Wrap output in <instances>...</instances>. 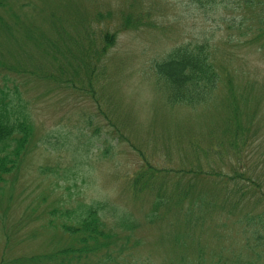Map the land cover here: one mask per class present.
<instances>
[{"label":"rangeland","instance_id":"1","mask_svg":"<svg viewBox=\"0 0 264 264\" xmlns=\"http://www.w3.org/2000/svg\"><path fill=\"white\" fill-rule=\"evenodd\" d=\"M204 4L0 0V86L26 103L34 127L19 168L0 181V264H29L67 245L62 227L76 221L66 211L94 203L112 208L102 213L118 233L107 250L118 258L109 264H264L263 249L247 248L253 227L244 220L264 214V49L246 30L259 21L255 10ZM107 33L116 40L104 53ZM204 43L220 85L207 102L171 106L154 64ZM91 72L93 83L83 79ZM244 95L250 102L238 100L233 116L231 103ZM145 159L161 170L169 206L133 188L146 175ZM193 168L220 175L174 173ZM234 171V182L222 175ZM245 177L259 186L246 187ZM121 216L133 225L123 227ZM262 228L264 221L254 227Z\"/></svg>","mask_w":264,"mask_h":264},{"label":"trees","instance_id":"2","mask_svg":"<svg viewBox=\"0 0 264 264\" xmlns=\"http://www.w3.org/2000/svg\"><path fill=\"white\" fill-rule=\"evenodd\" d=\"M196 5L197 3L205 7L210 6L211 9H215L219 6L238 5L248 10H255V18L258 19L259 24L256 28L254 25L246 27V30H251V33L256 35L262 42V48L264 49V0H192ZM129 18V17H128ZM2 16L0 13V22H2ZM129 22V21H128ZM139 22H143L139 19ZM245 25L242 23V28ZM254 29V30H253ZM105 44L103 52L106 53L115 44L116 35L106 34ZM209 45L197 44L183 45L172 50L162 61H158L154 64V74L158 77L159 81L165 86L167 92V100L171 106L178 104H185L188 106H197L202 102H207L216 92L218 85L221 83V74L215 67V62L212 59L211 52L208 50ZM78 64H82L87 61L81 56H74ZM54 60L61 62L60 59L54 57ZM90 62V61H89ZM70 65H72L69 62ZM83 66V65H82ZM92 72L83 79H88L90 83H93V78L90 77ZM57 75L52 74V78ZM61 78L60 76H57ZM57 81L59 79L57 78ZM66 84V82H62ZM68 86L78 87L77 83H73L71 80H67ZM250 97L247 95L240 96L238 99L234 98V102L231 103L233 116L239 113L240 106L238 100L244 102H250ZM26 103L22 101L20 96L12 90L4 89L0 86V181L4 180L5 176L13 174L20 166V163L25 157V153L30 150L31 142L34 136V127L30 121V116L26 112ZM240 132V127L237 126L235 130V137L232 144L237 146L236 136ZM244 142V141H243ZM144 162V169L146 175L142 179L134 182L133 188L137 191L150 190L158 194L157 201L162 206H169L170 202L166 201L163 197L161 190L158 187L157 180L161 176V170L156 166L150 165V163ZM185 172L186 174L199 176V175H211L213 177L219 176L218 173L201 172L198 168L191 170L180 169L174 170L176 176H180ZM227 177L228 181H235L237 179V173L234 171L232 175L222 174ZM145 178V179H144ZM243 181L246 183V187L253 189L258 187V183L249 177H245ZM166 183V182H164ZM227 182L224 181V184ZM228 185V184H226ZM242 195V200L247 197L248 190ZM188 191L183 189V197H189ZM227 193L233 198L235 191H232L231 186L227 187ZM177 196V195H176ZM264 197V196H263ZM261 197V199L263 198ZM234 205H238L240 200L233 202ZM110 205V204H109ZM104 203H94L91 205L79 204L77 209L67 210V216L74 218L76 221L74 224L64 225L62 232L72 238V241L59 249H53L52 252L47 253L44 256L37 255L36 257L29 259V264H87V262L97 257L102 264H109L113 261H117L118 257L113 256L114 251L108 252V248L112 245V240L118 238V233L114 226H110L102 216L105 210L112 211V208ZM233 205V206H234ZM161 207L154 208V213L151 215V220L158 218V211ZM56 213H59L56 211ZM188 213V216H186ZM185 217L187 224L191 220L192 213L187 212ZM53 215V213H51ZM55 214V213H54ZM126 213H122L125 215ZM119 217V216H118ZM199 221V218H195ZM242 220V219H241ZM244 220L247 222V226L253 227L250 231L252 234V245L248 241L247 248L251 251L256 248L263 249L264 254V230L261 231L257 228L260 223L264 221L263 213H247L244 216ZM123 227L132 226L133 224L124 219L121 216L119 221ZM264 229V228H262ZM255 253L257 251L255 250ZM116 254V253H115ZM257 262V259H252ZM254 264L253 262H247ZM217 264H221L218 262ZM238 264V263H237ZM246 264V263H245Z\"/></svg>","mask_w":264,"mask_h":264}]
</instances>
